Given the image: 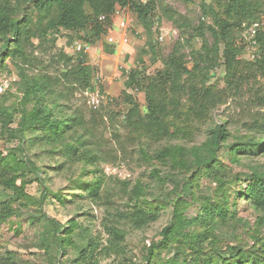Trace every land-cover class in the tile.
<instances>
[{
	"label": "rangeland",
	"instance_id": "obj_1",
	"mask_svg": "<svg viewBox=\"0 0 264 264\" xmlns=\"http://www.w3.org/2000/svg\"><path fill=\"white\" fill-rule=\"evenodd\" d=\"M155 1L157 10L150 32L139 22L135 12L128 8H118L119 12L113 15V25L108 33L85 54L86 63L94 67V82L99 77L96 84H99L102 90L101 103L97 110L91 104L92 89L84 90L79 84L65 80L60 74L66 66L63 61L58 60V50L63 49L76 58L77 51L73 45L81 41L77 38L79 34L72 33L71 41L68 32L62 30L55 46L51 43L41 45L38 39H33V45L28 48L32 65L27 68V74L32 77L49 71L54 77L62 80V86L57 87L65 95L64 99L59 101L60 109L68 115H77L84 120L86 130L83 132L89 139L88 144L94 143L91 148L100 156V160L95 164L87 160L70 163L57 146L45 141L35 145L31 144L30 140L25 142L23 145L25 155L42 171L39 173L40 178L28 174L18 180V184L24 183L25 192L30 200H17L14 203L18 209L17 215L0 225V264H6L2 257L6 256L8 251L14 253L15 264L49 263V255L41 247L40 240L46 216L56 218L62 223H68L74 218L79 224L74 235L77 242L94 240L100 243L96 258L90 264H145L152 243L161 240L162 230L172 222L177 200H185L188 203L185 215L196 216L201 204L207 201V197L215 199L217 177L220 176V173L208 174L205 171L196 174L194 169L179 166L173 161L172 156L159 160L156 158V152L170 146L186 149L198 146L211 135L217 122H222L230 132L227 140L222 142L220 151L223 169L225 166V171L229 173L225 178L232 182L241 176L240 181L230 182L229 189V200L234 202V208L231 210L236 212V218L240 220L236 223L229 221V224L218 230L223 239L221 246L227 243L235 244L238 239L251 246L264 243V218H259L264 216L262 215L264 213L256 210L249 200L237 197V191L248 183L242 173L249 172L254 165L264 163V152L252 158L242 156L241 161L236 162L228 146H225L226 143L235 141V134L244 136L248 133L246 122L258 120L264 129V76L249 68L245 70L246 79H241L237 83V78H233L234 83L229 86L227 70L223 64L213 67V61L194 54L201 51L202 55H205V51L202 48V37L190 38L192 25L197 26L203 19L212 23L211 16H202V4H213L215 0ZM262 21L264 24V17ZM187 22L191 23L189 27L184 24ZM233 35L237 45H245V51L241 53L239 59L243 62L252 61L257 48L251 43L249 29L241 32L234 27ZM111 36L115 37L116 43L109 42ZM123 36L128 37L127 43L119 41ZM205 39L210 44L213 42L208 31H205ZM176 46L185 54L190 68L196 63L202 68L192 80L200 87L203 73H208L209 84L215 85L217 89L227 90L228 99L213 110L207 119L199 120L187 116L186 111L190 102L188 96L184 95L180 102L182 104L180 115L178 120H175L181 128L173 130L174 135L161 140L135 139L126 127L125 115L129 107L122 106L111 114L106 107L111 99L119 97L122 91L126 90L125 81L132 71L141 70L147 75H155L164 68L163 60ZM207 66H212L210 73ZM24 80L19 76L18 68L11 60L0 62V107L21 104ZM187 81L185 83H188ZM128 91L135 95L144 112L145 93L134 89ZM32 106L33 102L28 103L29 108ZM16 125L14 123L12 126ZM255 134L260 135L258 132ZM19 144V139L8 137L0 123L2 155L8 156L12 151L20 155L21 152L16 150ZM173 157L180 158L178 154ZM63 162L64 166L57 168ZM80 176L102 179L101 198L94 201L87 197L74 196L68 202H61L54 192L62 193L63 199H68L70 197L68 194L72 191L70 188L74 186L73 181ZM188 179L194 180L192 195L184 193L182 189L183 181ZM137 182L143 184L146 199L162 204L159 218L143 228L132 227L123 218L131 209L130 205L137 201L131 198L132 188ZM73 192L80 193V190L75 189ZM5 193L14 195L12 190ZM43 212L45 217H42ZM113 225L122 227L125 232L121 241V251L101 254L100 249L109 244L108 239L111 238L109 228ZM192 229L194 226L187 227L184 231ZM253 234L258 235L257 239L252 236ZM209 239L210 237L201 245L204 254L210 253L207 245ZM185 240L186 237H182V241H171L167 248L161 249L156 257L157 263L170 264L175 261L181 263L183 258L193 263L195 251L188 245L190 238L188 241ZM58 257L65 264H81L73 262L77 255L72 247L66 254L61 253Z\"/></svg>",
	"mask_w": 264,
	"mask_h": 264
},
{
	"label": "trees",
	"instance_id": "obj_2",
	"mask_svg": "<svg viewBox=\"0 0 264 264\" xmlns=\"http://www.w3.org/2000/svg\"><path fill=\"white\" fill-rule=\"evenodd\" d=\"M118 8H128L135 12L139 22L148 32L151 31L157 10L155 0H0V62L11 60L18 68L19 76L25 79L21 104L0 107V123L3 131L10 139L20 140L16 150L21 152L19 155L18 152L12 151L8 156H4L0 151V225L17 215L18 209L14 205L17 200H30L25 192L24 183L18 184L19 178L28 174L40 178L41 168L24 153L23 145L27 140L33 145L45 141L57 146L70 163L87 160L95 164L100 160V156L91 148L94 143L88 144L89 139L83 132L86 130L84 120L77 115H68L60 109L59 101L64 99L65 95L57 87L62 86V80L54 77L49 71L32 77L27 74V68L32 65V57L28 54L29 46L33 45V39H38L41 45L51 43L55 46L62 30L67 31L70 37L72 33H78L79 40L94 45L112 27L113 15ZM202 16H211L212 23L203 19L197 26L192 25L190 38L202 37V48L205 51V55H202L201 51H196L194 54L213 61V67L223 64L227 70L229 86L234 83L233 78H237V83L241 79H246L245 70L249 68L264 76V24L262 23L264 0H215L213 4L203 3ZM253 23H258V26L256 34L251 37V43L254 44L255 41L254 45L257 49L252 61L243 62L239 56L245 51V45L236 44L233 28L245 32ZM184 24L188 27L191 25L189 22ZM205 31H208L213 39L211 44L205 39ZM70 39L72 41L73 37ZM58 51V60L63 61L66 66L60 73L63 78L79 84L84 90L94 89V67L86 63V53L77 51L75 58L63 49ZM163 63L164 68L155 75H147L141 70L132 71L125 81L126 90L122 91L119 97L111 99L106 107L110 114L122 106L129 107L125 115L126 127L134 134L131 136L135 139L161 140L174 135L175 131L181 128L175 120H178L180 115L182 109L180 102L184 95L188 96L190 102L186 111L187 116L199 120L207 119L213 110L228 99L227 90L217 89L215 85L209 84L208 73H203L200 87L192 80L202 68L198 63L190 68L185 54L181 53L177 46ZM212 66L206 67L209 73ZM186 81L188 83H185ZM129 89L145 93L144 112ZM30 102H33L31 108L28 107ZM14 123L17 125L13 127ZM246 126L248 131L246 135L235 134V141L225 145L235 156L233 158L236 162H240L242 156L252 158L264 152L262 125H259L258 120H252L246 122ZM256 132L260 135L255 134ZM228 134L230 135L228 128L222 122H217L211 135L198 146L191 149L170 146L156 152V158L159 160L172 156L173 161L179 166L194 169L196 174L205 171L208 174L220 173V176L217 177L215 199L207 197V201L201 204L196 216L185 215L188 203L185 200H177L172 222L162 230L161 240L152 243L145 264H159L156 257L160 250L167 248L171 241H182V237H186L185 241L190 238L188 245L196 254L193 263L183 258L181 263L175 261L170 264H264V243L251 246L238 239L235 244L227 243L221 246L223 239L218 230L229 224V221L236 223L240 220L236 218V212L231 210L234 208V202L229 200L231 181L225 178L229 173L225 171V166L223 169L220 154L222 142L227 140ZM177 154L180 158L173 157ZM64 162L57 168L64 166ZM196 174L193 176L194 179ZM242 176L248 183L237 191V197L249 200L256 210L264 213V163L252 166L251 170L243 172ZM235 180L240 181L241 176ZM102 182L99 177L89 179L80 176L73 181L74 186L70 188L72 191L68 194L70 196L68 199H63L62 193L54 192V195L63 203L70 201L74 196L97 201L102 195ZM193 188L194 180L183 181L184 193L192 195ZM75 189L80 190V193H74ZM7 190H12L14 195H7L5 193ZM144 195L143 184L137 182L132 188L131 197L137 201L131 204V209L123 215V218L135 228H143L155 222L160 216L162 204L154 203ZM45 216L43 212L42 217ZM259 218L262 219L264 216ZM78 225L74 218L68 223H62L56 218L45 217L40 240L41 247L49 255L48 264H65L58 256L61 253L66 254L70 247L77 255L73 262L90 264L96 258L100 243L94 240L77 242L74 235ZM191 226H194V229L184 231ZM109 232L111 234V238L108 239L109 244L100 249L101 254L121 251L124 229L113 225L109 228ZM252 236L255 239L258 237L256 234ZM209 237L210 241L207 245L210 253L204 254L201 245ZM2 260L6 264H15V255L8 251Z\"/></svg>",
	"mask_w": 264,
	"mask_h": 264
},
{
	"label": "built area",
	"instance_id": "obj_3",
	"mask_svg": "<svg viewBox=\"0 0 264 264\" xmlns=\"http://www.w3.org/2000/svg\"><path fill=\"white\" fill-rule=\"evenodd\" d=\"M119 12V9H117L115 11V13H118ZM114 13V14H115ZM104 17H101V19H103ZM257 26H258V23H253L248 29H249V34H250V37H253L255 34H256V31H257ZM161 39H163V37H161ZM120 42L122 43H127L129 41L128 37L127 36H123L121 39H119ZM109 42L110 43H116V39L115 37L111 36L109 38ZM256 42L254 41V44ZM253 44V42H252ZM253 44V45H254ZM255 46V45H254ZM74 49L76 51H83L85 53L89 52V50L91 49L92 45L90 44H85L83 43L82 41H77L74 45H73ZM257 48V46H255ZM99 81V77L97 78L96 82ZM96 82H94V89H92V91L90 92V94L92 95V99H91V104L92 106L94 107V109H97L99 106H100V103H101V87L99 84H96Z\"/></svg>",
	"mask_w": 264,
	"mask_h": 264
}]
</instances>
